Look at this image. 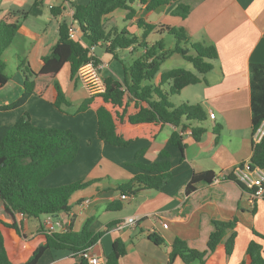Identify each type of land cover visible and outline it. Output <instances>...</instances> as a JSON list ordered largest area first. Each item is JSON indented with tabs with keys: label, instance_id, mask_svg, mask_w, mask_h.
Instances as JSON below:
<instances>
[{
	"label": "crops",
	"instance_id": "0c3cea01",
	"mask_svg": "<svg viewBox=\"0 0 264 264\" xmlns=\"http://www.w3.org/2000/svg\"><path fill=\"white\" fill-rule=\"evenodd\" d=\"M87 1L0 0V19L7 17L22 24L10 47L3 53L6 68L12 66L17 70L0 88V125L14 124L24 113H29L35 125L72 129L80 140L75 159L40 181L44 187L79 180L91 181L88 186L72 194L71 211L68 215H62V219L69 220L77 231L87 222L92 233L103 232L92 245L93 253L103 261L111 251L113 242L121 238L127 246V254L121 259V264H186L180 257L170 262V252L176 238L184 239L190 247L204 250L214 228L213 220L237 217V236L232 254L228 255L225 245L220 244L207 255L206 264H248L247 247L254 239L261 243L264 257V198H253L240 184L226 178L233 168L249 162L253 154L252 78L254 67L264 64V0H175L153 11H146L145 5L134 2L132 5L136 8V14L131 19H126L127 10L121 8L105 16L107 31L126 28L140 36L143 29L137 21L143 18L157 26L182 27L192 41L217 47L219 57L212 60L214 68L205 74L199 73L200 82L184 87L177 96H171L176 105L182 102L202 103L207 115L205 121L187 122L189 125L183 132V153L168 143L172 132L179 130L172 124H167L153 142L139 139L127 147H120L101 140L96 133L97 113L92 109L77 111L91 93L79 78L76 82L71 78L69 83L63 82L62 72L70 75L69 63L55 77L40 75L36 94L23 105L7 110L1 108L23 94L24 75L18 69L19 63L28 62L35 71H39L41 58L50 53L59 39L61 22L70 23L73 19L72 3ZM182 3L191 8L186 18L172 14V10ZM53 7L59 10L58 15L53 14ZM166 33L155 29L147 40L152 44L164 39ZM104 45L107 44H101L102 47ZM141 54V51L130 47L121 51V58L129 66ZM98 56L100 62L106 65L100 71L103 79L112 75L124 80V64L107 52V47ZM162 65L153 81L155 84L160 82L164 71L172 69L162 68ZM180 66L191 70L186 65ZM193 72L197 73L196 69ZM55 79L66 92L68 104L62 106L63 110L53 104ZM171 85L168 82L163 89L168 91ZM211 113L215 114L214 118ZM193 126L206 128L199 140L189 133ZM164 149L169 152L171 161L168 181L160 189H144L122 198L121 185L140 172L133 164L158 161L159 152ZM141 150L145 152L138 157ZM207 170L213 171L220 180L200 182L195 191L187 194V186L193 175ZM116 200L123 203L122 207L119 210L110 209L109 205ZM130 216L137 218L135 226L116 228L117 223ZM50 217L54 221L59 218L45 215L44 220L34 223L30 218L17 215L18 221L22 220L24 225L25 236L20 235L3 223L11 222L12 217L4 209L0 197V228L13 263L26 262L34 250L46 242L44 224ZM162 222H167L168 228H164ZM152 233L163 239V243L157 245L152 241L149 237ZM77 260L78 257H74L70 250L48 249L37 264H72Z\"/></svg>",
	"mask_w": 264,
	"mask_h": 264
},
{
	"label": "trees",
	"instance_id": "16d2710c",
	"mask_svg": "<svg viewBox=\"0 0 264 264\" xmlns=\"http://www.w3.org/2000/svg\"><path fill=\"white\" fill-rule=\"evenodd\" d=\"M174 1L89 0L86 3H72L73 17L80 29V37L72 38L69 34V23L61 22L59 39L50 53L41 58L39 71H35L28 62L19 63L18 69L24 75L23 94L16 101L1 108L7 110L23 105L29 97L36 94L37 78L40 75L55 77L66 63L70 64V78L76 82L82 65L90 61L96 64L100 62L94 47L101 46L102 43L107 44V52L112 53L113 57L123 64L121 51L133 47L142 54L136 57L131 65L124 64V80L112 75L106 76L103 79L105 90L86 97L77 111L94 110L98 117V137L120 147H127L139 139L153 142L167 124H172L179 130L172 132L168 143L178 147L183 153L185 149L183 132L189 125L187 122L205 121L207 115L202 103L182 102L176 105L172 102L171 96L179 94L188 85L200 82L199 73L205 74L214 68L212 60L219 57L217 47L192 41L182 27L157 26L143 18L137 21L143 29L140 36L126 28L107 31L104 26L105 16L118 8L127 10L126 19L133 18L136 14V8L132 5L134 2L145 5L146 11H153ZM190 10L189 5L182 3L172 10V14L186 18ZM52 12L54 15L59 14L55 7L52 8ZM21 27L19 20L12 21L7 17L0 19V88L9 80L3 53L10 47ZM155 29L161 33L174 35L175 45L167 48L163 38L150 44L147 38ZM173 54H180L190 61L197 73L176 67L164 71L158 84L153 83L162 63ZM168 82L172 85L167 91L163 86ZM252 86L254 137L257 128L264 123V64L254 67ZM53 88L55 90L53 104L63 110L62 106L68 104L66 92L57 79L53 82ZM205 132L206 128L203 126L192 127L193 136L197 140ZM79 148V137L72 129L37 126L32 122L29 113H24L14 124L0 125V197L4 202V209L12 217L11 222H3L5 225L25 236L23 221L17 219L20 213L26 218H38L45 214L55 215L60 219L62 215L70 213L72 194L88 186L91 181L79 180L56 187H44L40 181L57 168L72 162L78 155ZM144 152L141 150L138 157ZM159 156L160 160L150 164L142 162L133 164L140 172L121 185L123 194L132 196L144 189H160L168 181L171 176L170 154L164 149L159 152ZM249 168L252 171L256 168L264 169V135L259 142L254 141ZM234 170L235 168L226 175V178L237 182L250 193L254 192L256 187L245 186L237 179ZM215 177L216 174L211 170L195 173L187 186V194L195 191L198 183H212ZM122 205L123 203L116 200L109 207L119 210ZM237 221V217L230 220L214 219V228L204 250L190 247L184 239L176 238L172 244L170 262L180 257L186 264L195 262L206 264L207 255L215 251L220 244H224L227 254L231 255L237 236L235 231ZM64 222L66 230L46 233V242L40 244L26 262L20 264H37L48 249L70 250L74 257H78L72 264H90L86 258L80 256V253L92 246L103 232L92 233L87 222L78 231L69 220ZM255 234L259 235L258 232ZM149 237L157 245L163 243V239L156 234L152 233ZM126 254V243L118 238L113 242L104 264H121V259ZM247 257L248 264H264L261 243L255 239L251 240L247 247ZM0 264H15L9 259L1 228Z\"/></svg>",
	"mask_w": 264,
	"mask_h": 264
},
{
	"label": "built area",
	"instance_id": "2783aa9c",
	"mask_svg": "<svg viewBox=\"0 0 264 264\" xmlns=\"http://www.w3.org/2000/svg\"><path fill=\"white\" fill-rule=\"evenodd\" d=\"M69 34L72 38H79L81 34L80 29L77 26V21H75L74 17L69 23ZM105 67L106 65L104 63L99 62L96 64L94 61H90L80 67L78 72V78L84 83V85L91 94L105 90V83L100 75L101 69ZM211 117L214 118L215 114L211 113ZM189 133H192V130H189ZM263 135H264V123L257 128L254 134L255 141L259 142L262 139ZM242 164L235 168L234 170L235 176L240 182H242L248 188L256 187V190L251 193L253 198L256 197L264 198V169L256 168L252 171L249 168V162ZM219 180L220 177L216 176L213 181H219ZM127 197H128L127 195L122 194V198H127ZM19 216L21 218H26V216H24L22 213H20ZM155 217L156 219H158L156 215ZM136 224H137V218L135 216H130L127 219L117 223L116 228L121 229L126 226H135ZM162 224L164 228H168L167 222H162ZM44 228L46 233H51L60 230H66V225L64 220L58 218L54 221L52 220V217H50L45 222ZM80 256L86 258L90 264H104V261L95 253H93L92 246L84 249L80 253Z\"/></svg>",
	"mask_w": 264,
	"mask_h": 264
},
{
	"label": "rangeland",
	"instance_id": "374dc122",
	"mask_svg": "<svg viewBox=\"0 0 264 264\" xmlns=\"http://www.w3.org/2000/svg\"><path fill=\"white\" fill-rule=\"evenodd\" d=\"M152 17L154 18L155 15L153 14ZM164 42H165L167 48H171L175 45L176 39H175L174 35L166 33V34H164ZM180 62H182L183 64H180ZM180 65H186L188 68H191L192 71H195L194 66L189 61L185 60L182 57V55H180V54H176L170 60H167L166 62H164L162 65V68L182 67ZM182 68H185V67H182ZM16 70H17V68H13L12 66H10L9 68H6V74L10 77H13L15 75ZM68 71H69V68H68ZM62 74H63V76H62L63 82L65 83L68 81V83H69L70 75L67 76L66 71H63ZM174 96H177V95H174ZM171 100L173 101L174 99L172 98ZM65 107H66V105H65ZM3 125H6V124H3ZM96 133H97V127H96ZM44 218H45V214L41 215L38 218L32 217V218H30V220L32 219L31 221L35 223V222H38L39 220H44Z\"/></svg>",
	"mask_w": 264,
	"mask_h": 264
},
{
	"label": "water",
	"instance_id": "95a60500",
	"mask_svg": "<svg viewBox=\"0 0 264 264\" xmlns=\"http://www.w3.org/2000/svg\"><path fill=\"white\" fill-rule=\"evenodd\" d=\"M105 47H107V45H104V47H102V46H96V47H94L95 54L101 55V53L103 51V48H105Z\"/></svg>",
	"mask_w": 264,
	"mask_h": 264
}]
</instances>
